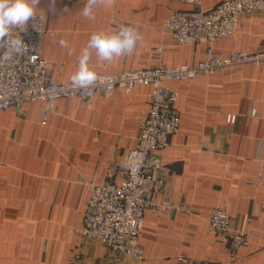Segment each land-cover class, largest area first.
Returning a JSON list of instances; mask_svg holds the SVG:
<instances>
[{
	"label": "crops",
	"instance_id": "0c3cea01",
	"mask_svg": "<svg viewBox=\"0 0 264 264\" xmlns=\"http://www.w3.org/2000/svg\"><path fill=\"white\" fill-rule=\"evenodd\" d=\"M221 1L200 4L209 10ZM85 3L37 5L35 13L45 14L53 32L46 34L43 57L53 62L56 81H71L93 33L120 25L134 26L142 40L133 54L112 61H100L93 50L90 66L97 73L150 67L161 41L169 66L196 64L209 54L205 40L181 44L162 30L173 11L194 8L188 0H106L94 20L80 14ZM236 51L264 52V11L242 14L238 32L217 38L212 47L222 57ZM167 85L179 93L180 128L158 151L167 178L159 200L180 208L145 211L143 261L119 260L78 229L91 184L103 183L109 162L125 159L136 146L153 87H118L109 97L97 93L91 103L61 97L48 118L43 100L24 103L21 112L0 109V264H176L181 256L206 264H264V67L236 64ZM261 177V184L252 183ZM215 206L230 214L236 228L253 232L248 246L233 253L228 240L210 229Z\"/></svg>",
	"mask_w": 264,
	"mask_h": 264
},
{
	"label": "built area",
	"instance_id": "2783aa9c",
	"mask_svg": "<svg viewBox=\"0 0 264 264\" xmlns=\"http://www.w3.org/2000/svg\"><path fill=\"white\" fill-rule=\"evenodd\" d=\"M188 1L194 8L173 11L162 30L170 32L173 40L181 44L205 40L209 53L206 59L196 64L169 66L163 58L164 42L161 41L153 51L154 65L120 73L99 72L97 74L104 81L87 88L53 78V62L43 57L46 34H53L46 28L44 13H35L23 31L13 29L11 37L18 33L26 45L21 53L12 52L5 42H0V109L13 108L21 112L24 103L43 100L46 104L44 117L48 118L55 110L56 100L61 97L77 96L91 103L97 93L109 97L118 87L125 90L144 84L153 87L136 146L125 159L109 162L103 183L91 184L83 225L78 229L82 236L105 244L119 260L143 261L144 249L139 238L147 209L169 212L180 208L171 200H159V195L167 190V178L158 151L169 144L170 135L180 128L176 107L179 93L167 82L192 79L200 73L212 74L236 64L255 63L264 67V52L236 51L227 57L212 52L217 38L238 32L242 14L264 11V0H222L209 10L201 7L200 0ZM253 111L256 114L253 108L250 113ZM235 120L236 115H231L229 122ZM2 164L0 156V167ZM262 180L263 177L252 183L261 184ZM209 226L228 240L233 253L248 246L254 236L253 232L236 228L230 214L220 206L211 210ZM176 264L206 263L181 256Z\"/></svg>",
	"mask_w": 264,
	"mask_h": 264
},
{
	"label": "clouds",
	"instance_id": "9594fccd",
	"mask_svg": "<svg viewBox=\"0 0 264 264\" xmlns=\"http://www.w3.org/2000/svg\"><path fill=\"white\" fill-rule=\"evenodd\" d=\"M105 2L86 0L80 14L94 20L95 9ZM38 4L39 0H0V42H5L12 52L21 53L26 47L18 33L14 38L11 37L13 29L23 31L29 19L35 15ZM141 40L140 32L131 25H120L111 32L101 30L93 33L81 51L77 70L70 77L73 85L87 88L104 81L90 66L93 50L100 61H112L116 57L133 54ZM59 44L71 54L68 41L61 39ZM252 115H255L254 111Z\"/></svg>",
	"mask_w": 264,
	"mask_h": 264
}]
</instances>
